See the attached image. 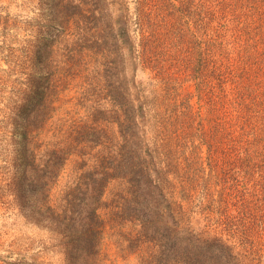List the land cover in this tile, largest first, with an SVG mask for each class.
I'll return each mask as SVG.
<instances>
[{
	"label": "rangeland",
	"instance_id": "374dc122",
	"mask_svg": "<svg viewBox=\"0 0 264 264\" xmlns=\"http://www.w3.org/2000/svg\"><path fill=\"white\" fill-rule=\"evenodd\" d=\"M226 1L233 4L244 22V11L251 12L246 1ZM261 1L262 5L257 3L261 17L257 14L252 24L244 26L241 24L245 23H238L236 14L220 18L218 12L205 13V0H0V264H168L173 255L179 254L177 245L165 238L163 225H155V215L151 216L146 205L148 194L143 199L140 196L144 184L138 185V176L131 166L123 167L119 176L108 181L102 197L107 206L100 209L105 220L100 238L95 241L80 235L84 217L77 199L78 188L83 190V183L90 181L89 173L94 167L92 152L104 150L103 135V143L91 149L93 118L113 137L108 143H116L121 136L117 123L111 122L116 108L114 99L136 104L137 99H151L159 89V84L153 85L157 78H153L149 69L138 65L134 71L128 49L122 46L120 38L115 39L108 22L111 18L115 23L118 15L127 18L130 39L137 45L140 35L135 19L139 4L143 3L141 6L154 17L160 35L167 30L179 32L168 39L170 48L166 44V49L178 52L182 62L190 60L193 66H197L204 47L206 23L211 35H215L220 23L230 28L240 25L243 32H236V37L230 29L223 32L226 37L221 45L210 42L211 47L215 46L213 59L225 64L241 62L257 82L264 84V0ZM177 75L176 90L180 96L191 94L189 104L196 118L189 133L192 135L174 148L168 177L176 184L175 199L190 209L192 225L198 229L205 223L200 212L205 205L199 200V192L204 188L201 175L210 172L212 158L207 145L194 134L203 128L213 131L214 123L207 105L196 94L192 78L195 72L182 68ZM47 78L55 84L51 104L54 109L41 128L32 133L35 137L28 147L33 149L36 162L53 148L54 142L65 139L69 142L67 137H79L81 141L77 147L80 152L70 156L50 189L48 204L60 214L52 223L28 217L26 209L34 207L37 199L35 194L23 196V189L28 193L25 185L30 172L21 177L22 167L17 161L18 142L23 138L19 127L23 124L22 115L36 101L33 98L36 86L44 85ZM128 118L127 147L133 151L139 145L147 152L159 124L154 123L155 117L152 119L148 111L145 121L138 125L131 120V114ZM190 156L197 161L198 168L190 163ZM195 171L198 177L191 175ZM183 174L197 187L192 203L180 196L178 177L184 176L177 175ZM259 178L256 172L248 180H240V185L247 187L251 205L264 201V190L256 183ZM112 212H118L114 218H110ZM217 216L213 212L209 218ZM212 227L218 229L214 224ZM250 241L256 245L251 256L264 264V236L254 241L252 237Z\"/></svg>",
	"mask_w": 264,
	"mask_h": 264
},
{
	"label": "trees",
	"instance_id": "16d2710c",
	"mask_svg": "<svg viewBox=\"0 0 264 264\" xmlns=\"http://www.w3.org/2000/svg\"><path fill=\"white\" fill-rule=\"evenodd\" d=\"M245 1L251 12L248 14L244 11V22L240 21L241 14L236 13L233 4L226 0H205V13L213 15L218 12L220 18H225L228 13L236 14L238 23L250 25L257 18V14L261 17L262 12L259 11L257 3L261 4L263 1ZM139 5L135 19L140 35L137 45L130 39L128 20L123 15H118L115 23L110 18L108 25L111 31L114 30L115 39L119 41L120 38L122 46L128 49L127 54L132 60L134 71L140 65L142 69L153 72V78H157L153 85L159 84L158 93L151 99H137L136 104L131 100L122 103L114 99L116 108L111 122L117 123L121 136H118L116 143H108L112 142V136L102 128L96 117L93 118L90 126L94 137L91 149L103 143L104 136L105 153L103 149L92 152L94 167L89 173L90 181L83 183V190L78 188L80 195L77 199L84 217L80 235L89 236L95 241L100 238L101 228L105 223L100 209L107 206L102 197L108 181L119 176V170L123 167L131 166L138 176V185L144 184L145 190L140 196L143 199L148 194L146 205L149 206L148 212L151 216L155 215V225H163L166 236L162 237L165 236L178 247L179 254L173 255L168 264H261L260 259L255 261L251 256L256 245L250 240L252 237L254 241L256 237L264 236V201L249 204L251 200L247 199V187H242L240 180H248L257 172L260 178L256 183L264 190V84L257 82L247 71L248 67L240 65L241 62L218 63L213 59L215 46L211 47L210 43L217 41L219 46L224 43V31L231 29V34L236 37V32H243V28L240 25L235 28L225 27L224 23H220L215 35H211L207 31L209 24L206 23L207 37L202 41L204 47L199 53L197 66H193L190 60L182 62L178 52L166 49V44L170 48L168 39L177 36L178 31L167 30L163 36L160 35L156 30L154 17L147 8L141 6L143 3ZM182 68L195 72L192 78L195 80L196 94L199 101H204L207 105L214 123L213 131L204 128L197 131L195 128L198 133L194 134L207 145L208 155L212 158L210 172L201 175L204 188L199 192V200L200 204H205L200 211L205 223L198 229L192 225L190 209L175 199L176 184L168 177L169 169L173 165L174 148L192 135L189 133L196 118L189 104L191 94L180 96V92L176 90L178 87L175 85V77ZM215 79L217 82L213 81ZM54 91L55 84L50 82V78H47L44 85L36 86L33 91L36 101L22 115L23 124L19 125L23 136L18 142L17 150V161L22 167L21 177L30 172L28 184L25 185L28 193L23 189V196L31 197L35 194L36 205L26 209V212L36 222L52 223L60 217L56 208L48 204L49 192L70 156L76 151L80 152L77 150L81 142L79 137H67L69 142L66 139L54 142L53 148L41 155L38 162L33 149L28 147L35 137L32 133L41 128L48 113L54 109L51 107ZM157 107L158 110L155 109ZM120 110L124 117H121ZM147 111L152 119L155 117L154 123L159 124L160 129L155 132L153 144L147 152L142 151L139 145L131 151L127 147L128 114H131V120L138 125L145 121ZM139 141L141 142L140 139ZM115 145L117 147L114 149ZM189 161L195 167L198 165L193 156L189 157ZM196 174L195 171L191 175L198 177ZM177 176H184L178 177L181 182V198L192 203L193 194L197 191L196 184L186 174ZM210 184H213V189L218 188L211 190ZM237 198L238 203L233 204ZM204 199L206 201L203 202ZM213 212L218 216L211 220L209 215ZM117 213L112 212L110 218H114ZM213 224L218 229L213 228Z\"/></svg>",
	"mask_w": 264,
	"mask_h": 264
}]
</instances>
